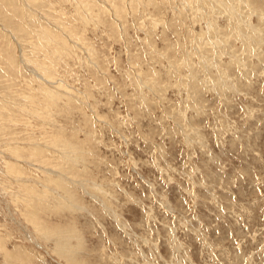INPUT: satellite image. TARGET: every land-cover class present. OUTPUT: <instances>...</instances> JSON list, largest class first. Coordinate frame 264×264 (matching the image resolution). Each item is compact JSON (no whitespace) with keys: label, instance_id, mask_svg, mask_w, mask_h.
<instances>
[{"label":"rangeland","instance_id":"1","mask_svg":"<svg viewBox=\"0 0 264 264\" xmlns=\"http://www.w3.org/2000/svg\"><path fill=\"white\" fill-rule=\"evenodd\" d=\"M0 264H264V0H0Z\"/></svg>","mask_w":264,"mask_h":264}]
</instances>
